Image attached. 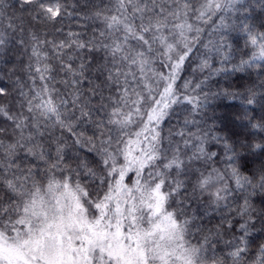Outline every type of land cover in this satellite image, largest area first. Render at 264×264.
Masks as SVG:
<instances>
[{
	"label": "snow or ice",
	"instance_id": "6c2138e0",
	"mask_svg": "<svg viewBox=\"0 0 264 264\" xmlns=\"http://www.w3.org/2000/svg\"><path fill=\"white\" fill-rule=\"evenodd\" d=\"M257 10L264 0H0V58L26 56L15 93L0 87V264H264V166L240 165L264 138L236 144L205 120L239 101L264 133L249 114L264 107Z\"/></svg>",
	"mask_w": 264,
	"mask_h": 264
},
{
	"label": "trees",
	"instance_id": "16d2710c",
	"mask_svg": "<svg viewBox=\"0 0 264 264\" xmlns=\"http://www.w3.org/2000/svg\"><path fill=\"white\" fill-rule=\"evenodd\" d=\"M78 5L81 7L86 3V0H77ZM15 3V0H12ZM79 16H74L68 22L73 28L78 27ZM255 23L260 24L264 21V13L259 10L255 14ZM82 24V22H80ZM91 27V25H89ZM239 45H243L242 37L239 38ZM234 46H238L234 42ZM26 62V56L21 52L20 49H13L5 57L0 58V87H6L13 94L15 89L13 87V82L17 76H23L22 71L23 64ZM195 67V65H193ZM253 72V79H258L256 75L257 70H250ZM191 69H189L185 76L189 79L193 78ZM235 76V74H233ZM228 82V76L217 77L216 81L213 83V87H222ZM243 105L239 101H232L227 99H221L213 102L209 106L207 116L205 120L207 121L208 127H214L217 135L228 137L232 142L236 144L249 142H256L264 138V133L252 129L247 121H242L237 118V113L242 109ZM249 114L254 121L259 122L264 119V107L259 105L250 108ZM210 149L218 153L216 158V167L223 168L225 166V159L222 155L223 147L220 144L212 143L210 144ZM242 159L240 161L241 169L246 174L256 171L261 166H264V154L262 153H249L246 149H240Z\"/></svg>",
	"mask_w": 264,
	"mask_h": 264
}]
</instances>
